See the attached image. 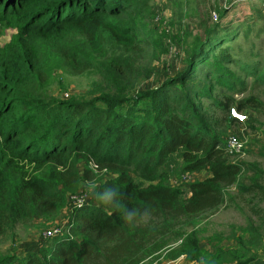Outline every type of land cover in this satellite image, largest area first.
Listing matches in <instances>:
<instances>
[{"label": "trees", "instance_id": "obj_1", "mask_svg": "<svg viewBox=\"0 0 264 264\" xmlns=\"http://www.w3.org/2000/svg\"><path fill=\"white\" fill-rule=\"evenodd\" d=\"M147 5L148 0H0V21L17 29L0 47V241L14 238L21 226L45 237L36 250L0 254V264H154L160 258L264 264V237L253 225L232 236L236 250L218 245L211 254L199 230L201 218L226 204L230 188L241 186L249 166L234 159L239 152L230 153L225 137L226 129L242 124L231 111L244 113L247 104L214 99V87L245 89L226 63L264 84L262 63L233 61L230 48H223L230 32L219 34L215 25L204 39L195 38L183 70L154 89L125 92L140 73L121 71L116 63L120 75L127 74L125 87L105 77L111 92L88 100L49 93L56 69L73 76L102 72L99 57L109 50H140L143 35L123 18L132 20ZM163 34L161 41L168 39ZM161 41L155 43L163 47ZM201 66L209 78L202 86L195 82ZM203 99L212 101L213 112ZM172 156H179L186 174L209 173L184 185L188 198L182 187L168 184L170 174L162 169ZM80 164H86L83 172ZM83 181L86 193L92 189L90 200L85 195L88 201L80 202L67 223L57 224Z\"/></svg>", "mask_w": 264, "mask_h": 264}, {"label": "rangeland", "instance_id": "obj_2", "mask_svg": "<svg viewBox=\"0 0 264 264\" xmlns=\"http://www.w3.org/2000/svg\"><path fill=\"white\" fill-rule=\"evenodd\" d=\"M227 11L223 19L220 14ZM125 22H134L138 31L143 35V44L136 52L130 53L123 48L109 50L106 55L99 57L102 72L87 71L83 75L73 76L63 69L55 70V82L49 93L55 98L68 100L73 98L85 100L97 97L102 93L111 92L105 77L117 80L121 87H125L127 78L118 71L116 63L121 64L122 69L130 72L137 70L140 75L131 80L130 87L126 86L125 92L136 95L139 91L154 89L166 78L175 76L186 65L187 51L197 38H205L208 31L215 25L220 26L219 34L230 32L229 40L223 48H230L232 60L240 63H262V75L264 74V0H247L232 6L230 0H148V5L141 11L133 14L131 18L124 17ZM168 39L163 38V33ZM17 29L0 21V47L8 44L16 35ZM151 42H147V39ZM196 38V39H195ZM195 39V40H194ZM161 41L163 47L155 43ZM169 45V51L166 45ZM129 61L130 63H125ZM225 66L233 71L242 82L245 89L237 87L235 90L216 85L213 91L214 99H224L228 96L236 104H247L244 113L246 122L225 130L227 139L235 137L241 145L239 156L234 159L244 161L249 166L241 177V186L250 187L248 192L240 187L230 188L227 192V202L215 212H209L201 218L200 234L202 247L208 254L214 252L219 245L226 249H237V240L233 235H244L245 228L253 225L264 237V84L255 81V77L246 75L235 63H226ZM205 66L198 69L195 82L198 85L209 81L203 73ZM116 77V78H115ZM241 89V90H240ZM249 101H253L249 103ZM205 108L211 112V100L203 99ZM255 110H254V109ZM219 117L223 114L218 112ZM232 117V115H231ZM222 132V129L218 130ZM256 167V168H255ZM86 164H80L83 172ZM170 174L168 184L174 187H182L185 191L186 184L204 180L209 173L186 174L183 172V162L179 156H172L169 163L162 168ZM259 188H254V186ZM87 184L82 182L79 196L74 198L71 207L65 209L57 224L65 225L71 217L74 209L82 202L91 198V190L86 193ZM90 193V194H89ZM190 194L185 191L183 198ZM81 202V203H80ZM15 237H9L0 241V254L16 248L19 251L36 250L44 240L43 234L37 228L26 231L23 227L15 230ZM248 236V235H247ZM261 254L260 250L253 249ZM158 264H203L189 262L185 258L176 261H168L160 258ZM154 263V264H157Z\"/></svg>", "mask_w": 264, "mask_h": 264}, {"label": "built area", "instance_id": "obj_3", "mask_svg": "<svg viewBox=\"0 0 264 264\" xmlns=\"http://www.w3.org/2000/svg\"><path fill=\"white\" fill-rule=\"evenodd\" d=\"M245 0H230L232 5H236L237 3L243 2ZM231 115L234 119H236L237 121L241 122V123H245L246 122V116L242 113H239L237 110L233 109L231 111ZM227 147L230 150V153H238L241 151L242 145L240 143V141L235 138H229L228 142H227ZM48 236H51V232L47 233Z\"/></svg>", "mask_w": 264, "mask_h": 264}, {"label": "water", "instance_id": "obj_4", "mask_svg": "<svg viewBox=\"0 0 264 264\" xmlns=\"http://www.w3.org/2000/svg\"><path fill=\"white\" fill-rule=\"evenodd\" d=\"M245 1H247V0H245ZM237 4H238V3H237ZM237 4H236V5H237ZM231 5H232V4H231ZM232 6H234V5H232Z\"/></svg>", "mask_w": 264, "mask_h": 264}]
</instances>
